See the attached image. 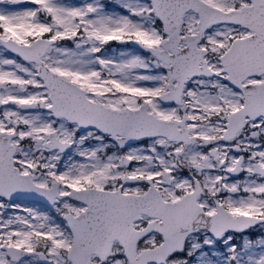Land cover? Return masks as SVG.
I'll return each mask as SVG.
<instances>
[{
	"label": "snow or ice",
	"instance_id": "6c2138e0",
	"mask_svg": "<svg viewBox=\"0 0 264 264\" xmlns=\"http://www.w3.org/2000/svg\"><path fill=\"white\" fill-rule=\"evenodd\" d=\"M0 264H264V0H0Z\"/></svg>",
	"mask_w": 264,
	"mask_h": 264
}]
</instances>
